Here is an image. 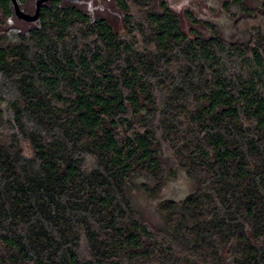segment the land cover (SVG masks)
<instances>
[{"label":"trees","instance_id":"trees-1","mask_svg":"<svg viewBox=\"0 0 264 264\" xmlns=\"http://www.w3.org/2000/svg\"><path fill=\"white\" fill-rule=\"evenodd\" d=\"M87 1L0 0V264H264V0Z\"/></svg>","mask_w":264,"mask_h":264},{"label":"rangeland","instance_id":"rangeland-1","mask_svg":"<svg viewBox=\"0 0 264 264\" xmlns=\"http://www.w3.org/2000/svg\"><path fill=\"white\" fill-rule=\"evenodd\" d=\"M174 9L189 7L198 14L200 18L210 21L217 25L222 35L227 39L242 41L247 35L237 32L234 28L233 19L225 12L223 8L224 0H166ZM103 0H88L87 7L95 8L103 4ZM231 12H235L234 7H230ZM12 22L7 20L6 26ZM244 23L239 24L242 27ZM140 183H147L143 178H139ZM135 180V183H139ZM192 190V183L183 172H179L177 177L167 182L158 194L148 195L144 191L134 190L132 194L133 203L138 211L151 222L159 221L157 212V203L161 200L170 199L179 201L183 199Z\"/></svg>","mask_w":264,"mask_h":264},{"label":"water","instance_id":"water-1","mask_svg":"<svg viewBox=\"0 0 264 264\" xmlns=\"http://www.w3.org/2000/svg\"><path fill=\"white\" fill-rule=\"evenodd\" d=\"M9 1L12 5L13 13L16 16V18L24 22H35L38 20L40 5L48 0H36L35 9L32 14H28V13L21 11L16 0H9ZM63 1L76 2V0H63Z\"/></svg>","mask_w":264,"mask_h":264}]
</instances>
